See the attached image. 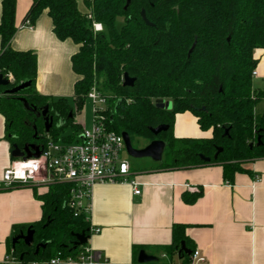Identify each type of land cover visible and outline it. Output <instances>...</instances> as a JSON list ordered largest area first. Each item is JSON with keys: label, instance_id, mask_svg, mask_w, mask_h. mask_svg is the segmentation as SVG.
<instances>
[{"label": "trees", "instance_id": "16d2710c", "mask_svg": "<svg viewBox=\"0 0 264 264\" xmlns=\"http://www.w3.org/2000/svg\"><path fill=\"white\" fill-rule=\"evenodd\" d=\"M81 1L86 13L79 10V0H32L22 21L34 26L45 12L55 37L77 46L70 59L76 76L73 108L66 99L53 101L35 92V54L10 48L16 33V0H1L0 73L12 75V86L31 82L29 88L14 95H5V88H0V114L11 147L43 143L46 135L56 141L66 134L68 126L73 133L63 140L71 142L80 130L73 124V111L81 110L94 88L106 98L104 115L109 130L127 133L131 143L137 139L165 143L156 169L218 166L228 185L235 175L250 174L245 165L264 159V109L255 113L257 104L264 101V89L256 90L252 77L257 66L255 52L264 50V0H130L126 10V0ZM141 11L152 26L143 22ZM94 24H99L101 31L95 32ZM124 74L133 79L132 87L122 85ZM20 98L33 105L37 113L47 105L48 113L55 118L48 134L42 119L28 112ZM158 100L169 102L170 110L158 109ZM184 112L191 113L199 130L209 136L175 137V116ZM58 123L63 126L56 127ZM159 125H167L168 130L152 135L149 129ZM34 128L37 141L33 139ZM257 138L260 146H255ZM217 148L222 151L213 159ZM45 188L42 195L33 190L42 202L40 221L15 227L11 233L10 242L29 227L34 230L31 247L20 241L12 248L11 256L18 264H41L58 254L61 259H75L80 248L72 247L74 235L86 230V235H91L84 216L74 215L65 205L70 185ZM201 194L183 193L181 199L191 205ZM185 229V225L172 226L171 244L162 248L163 261L190 264L194 247ZM181 243L189 255L179 252ZM39 244L45 247L35 253ZM140 250H134V264Z\"/></svg>", "mask_w": 264, "mask_h": 264}, {"label": "crops", "instance_id": "0c3cea01", "mask_svg": "<svg viewBox=\"0 0 264 264\" xmlns=\"http://www.w3.org/2000/svg\"><path fill=\"white\" fill-rule=\"evenodd\" d=\"M32 0H16V33L10 42L15 52H33L37 73L35 92L55 101L66 99L74 108L73 85L76 76L70 59L77 46L59 41L44 12L34 26L21 28ZM79 10L86 13L81 0ZM1 15V0H0ZM256 78H264V50L255 52ZM80 129L82 125L74 120ZM259 114V113H258ZM173 135L177 138H203L195 117L184 112L175 116ZM11 145L5 138L4 118L0 114V178L13 161ZM250 174H237L231 185L222 179L218 166L141 172L131 170L130 179L139 184L133 195L126 184H96L88 215L91 234L88 246L109 264H134V250L142 249L163 262L162 248L171 244V228L185 225V236L205 259L202 264H264V159L245 165ZM45 186H20L0 191V264L11 256V233L15 227L31 225L42 217V202L34 195ZM201 191L191 205L183 203V193ZM177 262L176 257H173ZM136 262V260H135ZM165 262V261H164Z\"/></svg>", "mask_w": 264, "mask_h": 264}, {"label": "built area", "instance_id": "2783aa9c", "mask_svg": "<svg viewBox=\"0 0 264 264\" xmlns=\"http://www.w3.org/2000/svg\"><path fill=\"white\" fill-rule=\"evenodd\" d=\"M28 21L21 28L31 29ZM95 32L101 31L99 24H94ZM3 76L13 84L11 74ZM256 72H252V77ZM92 102V120L90 129L81 128L71 142L63 140L64 134L56 141L46 135L40 145L41 154L37 158L16 159L7 167L0 178V191L20 186H47L53 184L70 185L66 206L74 215H82L88 222L91 209V194L96 184H128L133 195H139V184L130 179L131 171L128 162L121 158L125 151L121 134L115 133L106 126V98L92 88L87 96ZM99 233L90 229V234ZM75 259H61L59 254L48 262L41 264H109L100 261V257L89 246H81ZM164 255L161 256L163 260ZM190 264H202L205 259L194 250L189 257ZM7 262L18 264L14 258ZM36 264V263H32ZM157 264H171L160 262ZM179 264V263H175Z\"/></svg>", "mask_w": 264, "mask_h": 264}, {"label": "water", "instance_id": "95a60500", "mask_svg": "<svg viewBox=\"0 0 264 264\" xmlns=\"http://www.w3.org/2000/svg\"><path fill=\"white\" fill-rule=\"evenodd\" d=\"M129 3H130V0H126V4H125L123 10H126ZM140 17L147 26H152V24L149 23L147 21V19L145 18L144 11L140 12ZM194 45H195V43L192 45L191 49L189 50V53L192 51ZM122 81H123L122 85L124 87H132L133 86L134 81H133V79L129 78L127 76V74L123 75ZM30 85H31V82L26 81V82L20 83L16 86H12L10 81L7 80L3 76V74L0 73V88H5V90H4L5 95L17 94V93L29 88ZM19 100L23 104V107L28 112H30V113L36 112V108L33 105H29L24 98H20ZM155 106L158 109H162V110L166 109V105H165L164 101H161V100L156 101ZM47 111H48V107L46 105L43 107L41 112L37 113V116H41L43 118L42 121H43L45 134H48L49 130L51 129V127L53 125L52 118L46 117ZM69 116L71 117V113L69 114ZM62 126H63V123H58L56 125V127H62ZM167 130H168L167 125H159L155 128L149 129L150 133L154 136H157L158 134H160L162 132H166ZM121 137L123 139L125 152L128 156H130L132 158H136V159L148 158L151 161L158 163V164L162 161V156H163V152L165 149V143L163 141L153 140V141L149 142L143 148L136 149L132 146V143H131L130 138H129L127 133L122 132ZM33 139L35 141H37V139H38L37 131L35 128H34ZM260 145H261L260 138H257V143L255 146H260ZM251 146L252 145H250V147ZM40 148H41L40 145L35 144V143H27V144L23 145V147H21V148L18 147L16 144H13L11 147L10 157L14 160L37 158L41 154ZM221 151H222L221 148H217L216 153L213 156V159H216L217 155ZM200 159L205 161V162L210 161V158H206L203 156H200ZM88 231L89 230H86L84 232H81L80 234L74 235L75 240L72 243L73 249L79 248V247L84 246L85 244L88 243V240L90 238V236L86 235V233ZM33 234H34V230H32L30 227L25 231V233H23V232L18 233L17 235H15L11 239V248H14L15 245L17 243H19L20 241L23 243V245L25 247H27V248L31 247L33 245ZM44 247H45V245H42V244L37 245L35 247V253H37L40 248H44ZM181 251H183L187 255L190 254V251L185 249L183 243H181V250L179 252H181ZM20 259H22V255L20 256ZM157 262H158L157 257L147 254L144 250H140L136 256V264H157Z\"/></svg>", "mask_w": 264, "mask_h": 264}, {"label": "rangeland", "instance_id": "374dc122", "mask_svg": "<svg viewBox=\"0 0 264 264\" xmlns=\"http://www.w3.org/2000/svg\"><path fill=\"white\" fill-rule=\"evenodd\" d=\"M13 83H14V79H13ZM253 87L256 90L264 89V78L259 77V78L253 79ZM164 103L166 105V110H170L171 104H169V102H166V101H164ZM263 109H264V101H261L255 107V113H257V114L261 113ZM74 120L77 121L78 124L82 125L83 128H85L87 130L90 129L91 120H92V102H91V100L85 98L81 110L79 111L78 114L74 115ZM65 130H66L65 133L68 135L73 133L72 128L69 126L66 127ZM147 144H148V142L145 140H142V139H137V140H134L132 142V146L134 148H137V149L143 148ZM120 156L122 159H124L128 162L132 171H135L138 173L141 171L150 169V168H156L158 165V163H155L148 158H140V159L132 158V157L128 156L125 151H123Z\"/></svg>", "mask_w": 264, "mask_h": 264}, {"label": "flooded vegetation", "instance_id": "af4514ba", "mask_svg": "<svg viewBox=\"0 0 264 264\" xmlns=\"http://www.w3.org/2000/svg\"><path fill=\"white\" fill-rule=\"evenodd\" d=\"M32 114L36 117V119H42L43 120V118L41 116H37V112L32 113ZM55 116H57V114H55ZM46 117L52 118L53 121L55 120L54 116L49 114L48 111H47ZM35 144H38V142H35Z\"/></svg>", "mask_w": 264, "mask_h": 264}]
</instances>
